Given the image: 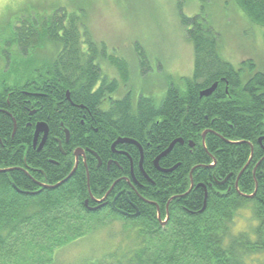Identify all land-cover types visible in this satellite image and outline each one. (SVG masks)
Wrapping results in <instances>:
<instances>
[{
  "label": "trees",
  "instance_id": "16d2710c",
  "mask_svg": "<svg viewBox=\"0 0 264 264\" xmlns=\"http://www.w3.org/2000/svg\"><path fill=\"white\" fill-rule=\"evenodd\" d=\"M231 1L250 23L264 28V0ZM184 2L179 0V12ZM37 9V5H32L22 10L26 16L15 17L17 25L9 27L8 35L0 39L4 64L0 69V110L6 112L0 113V169L21 164L20 150L11 154L8 145L11 141L17 146L30 145L31 135L19 131L22 108L18 94L24 87L50 91L51 99L56 101L45 100L44 117L48 116L46 121L51 127L60 119L73 131L71 149L104 147L102 138L93 131H88L93 139L86 140L78 130V118H87L89 112L95 114L94 126L99 134L109 128L114 136L141 142L146 152L151 153L145 157L143 166L156 187L150 185L140 195L148 198L156 189L164 191L154 196L162 199L161 209L170 196L187 190V175L194 165L205 166L210 162L208 155L184 154L177 145L159 164L163 168L174 167L178 162L181 165L169 178H157L152 173L151 161L171 141L180 138L196 141L203 130L214 132L206 137L205 147L217 164L211 169L196 170L194 181L200 175L224 179L244 166L249 156L244 141L253 142L264 133H261L264 70H258L251 60L234 67L222 59L218 36L207 24L203 12L193 17L179 14L192 48V74L166 82L163 97L156 103L150 97H135L130 89L120 99L111 98L118 92L119 84L116 79L102 76L101 62L107 61L116 69L125 87L130 82V69L124 60L108 56L105 47L93 41L79 11L69 13L61 8L42 17ZM45 51L50 53L49 57H40ZM142 55L140 52L137 57L141 69L145 63ZM35 80L38 82L32 84ZM223 81L228 84L226 94ZM213 84L217 85L216 90L209 97L199 98V93ZM67 91L75 107L66 101ZM9 92H13L14 103L19 106H13L10 98L7 105ZM55 102L60 104L56 111ZM71 112L76 116L72 122L68 120ZM12 119L17 122V130L11 140ZM232 140L241 142L231 143ZM144 141L150 142L151 147H146ZM239 143L243 145H232ZM52 155L50 152L40 159L29 152L27 159L31 165L48 171L51 183H55L65 179L71 163L54 174L45 161ZM94 178L91 174L87 182L81 168L56 190L34 193L32 183L21 173H0V264H52L59 249L100 230L103 226L100 215L106 213L135 230L136 246L81 264H264V189H258L253 199L242 198L227 186L218 193L209 190L204 205L202 192L196 191L188 199L170 204L169 220L161 227L152 207L135 219L106 210L87 211L83 201L89 189H94ZM110 181L101 182L103 191ZM240 181V192L252 191L250 172L244 173ZM239 220L245 224L242 229L236 228Z\"/></svg>",
  "mask_w": 264,
  "mask_h": 264
},
{
  "label": "rangeland",
  "instance_id": "374dc122",
  "mask_svg": "<svg viewBox=\"0 0 264 264\" xmlns=\"http://www.w3.org/2000/svg\"><path fill=\"white\" fill-rule=\"evenodd\" d=\"M178 2L0 0V39L8 35L9 27L17 25L15 17L26 16L22 10L29 6L37 5L42 17L61 8L69 13L79 11L93 41L103 45L108 56L124 60L130 69V82L125 87L116 69L107 61L101 62L102 76L107 80L116 79L119 84L118 92L111 98L120 99L130 89L135 97L142 95L159 103L166 82L192 74V48L179 22V14L193 17L203 12L207 24L218 36V52L222 59L234 67L251 60L258 70H264V28L250 23L231 0H185L180 12ZM140 52L145 61L142 69L137 60ZM49 55L45 51L40 57L48 58ZM1 58L0 53V69H3ZM100 219L103 224L100 230L59 249L52 264H81L136 246L134 229L114 221L107 213L100 215ZM244 227L243 220L236 223L237 229Z\"/></svg>",
  "mask_w": 264,
  "mask_h": 264
},
{
  "label": "flooded vegetation",
  "instance_id": "af4514ba",
  "mask_svg": "<svg viewBox=\"0 0 264 264\" xmlns=\"http://www.w3.org/2000/svg\"><path fill=\"white\" fill-rule=\"evenodd\" d=\"M138 62L140 63V59ZM37 82L38 81L35 80L31 83L33 84ZM43 82L45 81L43 80ZM57 83H59V81H57ZM223 83L225 85L224 92L226 94L228 84L224 81ZM49 92H46L45 88L38 87H26V89L24 87L23 89L19 90L20 94H18V99L20 103L18 104L22 108V118L21 123H19V131L21 133H25L26 135H31L30 145L22 144L17 146L15 142L11 141L8 144L12 149L11 154H16L20 150L21 164H16L6 169H0V173H21L28 181L32 183L31 187L34 189V193L56 190L62 184L55 189H51V187L56 186L61 181L51 183V180L48 176V171L46 172L37 165H31L30 161L27 159L29 152L31 153V156H37L40 157V159H45L47 154L49 155L50 152L53 153L52 157L47 158L45 161L53 168L54 174L56 171H60L63 168L66 169L71 163V169L69 173L66 174L67 176L65 178L68 177L75 166L76 168L71 177L77 170H81V168L84 169L87 182L91 174L95 177L93 180L94 189H89L87 197L83 201V207L87 211L99 212L101 210H106L108 212H114L125 219H135L142 216L147 208L152 207L155 212V220L161 227H165L169 220L168 210L170 204L175 201H179V199H188V197L194 194L196 191L202 192L204 205L209 190H214L216 193H218L221 191V188L227 186L228 190L233 188L235 193L242 198L255 193L251 198L253 199L257 194L258 189H264V131H261L263 134H259L253 142L244 141L246 143L244 145L248 147L249 156L244 166L238 172H236V174L230 173L224 179H215L213 176H203L201 178L202 175H200L198 180L194 181L193 174L196 170H199L202 167L205 169H211L217 164L216 158L213 157V155L208 154L205 147L206 137L208 135H214V132L209 129H205L200 133L199 139L195 138L196 141L192 139H187L184 141L180 138L179 140H181V143H176L173 148L178 145L181 147V153L183 152L185 154L186 152L189 155H192L193 153L200 155V152H202V154H206L210 157L209 164L205 166L194 165L187 175V180L189 183L187 190L181 194H174L170 196L167 199L163 209H161L159 202H161L162 199H157L156 197L154 199V196L159 193L163 194L164 191L160 192L159 189H156V191L152 193L153 195L151 194L148 198L140 195V193H145L146 189L148 190L150 187H156L154 179L152 180L149 178V171L146 172L143 166L145 163V157L150 156L151 153H149V151L146 152L142 143L131 138L120 137L118 135L114 136L112 130L109 128H106L105 132L103 131L99 134V129L97 127L96 129L94 126L95 114L93 115L89 112L87 118L85 116L78 118V130H80V133H82L83 139L86 140L93 139V137L90 136V133H88L89 130L93 131L95 135H98L102 138L103 142L101 144L104 147L97 150L90 149L89 147H76L75 149H71L74 141L73 131H71L68 126L65 127L62 121H60L59 117H57L59 121H57V123H55L52 127L50 126V122L47 123L46 121L48 120V116H46V118L44 117L45 100L51 99ZM69 96V92L67 91L65 93V99L70 105H72V107H75L70 102ZM9 98L13 99L12 104L14 106L15 98L13 92H9L7 94V105L9 104ZM51 100L56 101L55 98ZM59 105L60 104L58 102H55V111L57 108H59ZM0 113L6 114L4 110H0ZM57 113H60L59 110ZM261 115V126L264 128V113ZM68 120L71 122L76 120L74 113L71 115V117H69ZM66 123L69 124V121ZM39 125L45 126L47 130L44 142H42L44 136L43 132H38L34 139L36 127ZM16 130L17 122L15 119H12L11 140L13 139ZM65 132L67 134H65ZM111 139H113V141H111ZM118 140H127L128 142L124 141L116 143ZM173 141H171L169 145ZM230 142L237 143L241 141L232 140ZM144 143L146 147H151L150 142L144 141ZM232 145L239 146L243 145V143ZM168 146L165 148V150L168 148ZM77 150H80L82 153H78L77 156H75V152ZM165 150L159 152L158 155L153 157L151 161V165L154 169L152 170V173L154 171L153 175L160 179L169 178V176H171L172 173H174V171L181 165V163L178 162L174 167L170 168H163L160 166V161L166 159L171 153L170 151L165 157H162L158 160L156 167L154 165L155 159ZM258 168L260 169L259 173H257ZM171 169L173 170L170 171ZM246 172H250L254 184L252 191L247 194L242 193L239 190L241 183L240 180L242 175ZM109 179L111 180L110 186L106 191H103L101 188V182L103 180L106 182ZM158 197L163 196L159 195ZM161 210L163 211V215Z\"/></svg>",
  "mask_w": 264,
  "mask_h": 264
},
{
  "label": "water",
  "instance_id": "95a60500",
  "mask_svg": "<svg viewBox=\"0 0 264 264\" xmlns=\"http://www.w3.org/2000/svg\"><path fill=\"white\" fill-rule=\"evenodd\" d=\"M216 84H213L211 87H209L208 89H205V90H203V91H201L200 93H199V98H203V97H209L213 92H214V90L216 89ZM43 127V128H42ZM40 130H42V131H40ZM38 132H43L44 133V136H43V140H42V142H44V139H45V137H46V134H47V130H46V128H45V126H43V125H39V126H37L36 127V131H35V135H34V139H35V137H36V135L38 134ZM65 134H67L66 132H65ZM128 142L127 140H118L116 143H118V142ZM181 143V140H179V139H177V140H174L169 146H168V148L164 151V152H162L156 159H155V161H154V165L157 167V162H158V160L160 159V158H162V157H165L170 151H171V149L173 148V146L176 144V143ZM78 153H82L80 150H77L76 152H75V156H77V154ZM75 168H76V166L74 167V169L72 170V172L68 175V177L67 178H65L63 181H61L60 183H58L56 186H54V187H51V189H55V188H57L58 186H60L61 184H63L64 182H66L70 177H71V175L73 174V172H74V170H75ZM173 169H171L170 171H172ZM255 193H253L252 195H249V196H246L245 198H248V199H251L252 197H253V195H254ZM163 224H165V223H163Z\"/></svg>",
  "mask_w": 264,
  "mask_h": 264
},
{
  "label": "bare ground",
  "instance_id": "6f19581e",
  "mask_svg": "<svg viewBox=\"0 0 264 264\" xmlns=\"http://www.w3.org/2000/svg\"><path fill=\"white\" fill-rule=\"evenodd\" d=\"M9 65V64H8ZM248 166V165H247ZM223 177V176H222ZM240 200V199H239ZM76 202V201H75ZM49 209V208H48ZM7 246V245H6ZM6 252V251H5Z\"/></svg>",
  "mask_w": 264,
  "mask_h": 264
}]
</instances>
